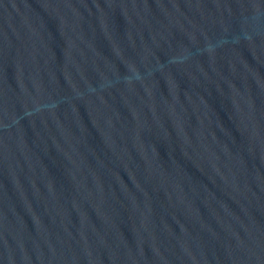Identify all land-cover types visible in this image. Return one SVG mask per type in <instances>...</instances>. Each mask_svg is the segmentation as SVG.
<instances>
[{
  "label": "water",
  "instance_id": "obj_1",
  "mask_svg": "<svg viewBox=\"0 0 264 264\" xmlns=\"http://www.w3.org/2000/svg\"><path fill=\"white\" fill-rule=\"evenodd\" d=\"M0 264H264V0H0Z\"/></svg>",
  "mask_w": 264,
  "mask_h": 264
}]
</instances>
